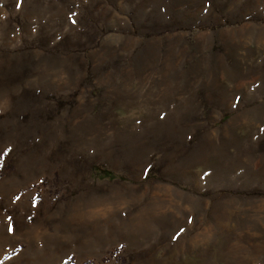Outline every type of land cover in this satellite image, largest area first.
Returning a JSON list of instances; mask_svg holds the SVG:
<instances>
[{
    "label": "rangeland",
    "instance_id": "374dc122",
    "mask_svg": "<svg viewBox=\"0 0 264 264\" xmlns=\"http://www.w3.org/2000/svg\"><path fill=\"white\" fill-rule=\"evenodd\" d=\"M264 264V0H0V264Z\"/></svg>",
    "mask_w": 264,
    "mask_h": 264
},
{
    "label": "trees",
    "instance_id": "16d2710c",
    "mask_svg": "<svg viewBox=\"0 0 264 264\" xmlns=\"http://www.w3.org/2000/svg\"><path fill=\"white\" fill-rule=\"evenodd\" d=\"M86 264H90V262H87Z\"/></svg>",
    "mask_w": 264,
    "mask_h": 264
}]
</instances>
